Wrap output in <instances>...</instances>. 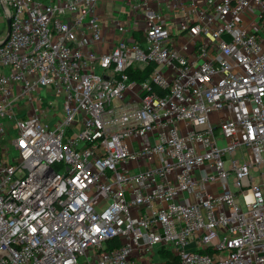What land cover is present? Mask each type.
Instances as JSON below:
<instances>
[{"label":"built area","instance_id":"2783aa9c","mask_svg":"<svg viewBox=\"0 0 264 264\" xmlns=\"http://www.w3.org/2000/svg\"><path fill=\"white\" fill-rule=\"evenodd\" d=\"M99 1L0 0V264H264V0H138L96 53Z\"/></svg>","mask_w":264,"mask_h":264},{"label":"crops","instance_id":"0c3cea01","mask_svg":"<svg viewBox=\"0 0 264 264\" xmlns=\"http://www.w3.org/2000/svg\"><path fill=\"white\" fill-rule=\"evenodd\" d=\"M137 1L138 0H100L94 16L97 17L102 26L103 40L102 42L90 45V49L88 46V50H92L96 53H103L111 50L122 36H128L129 33L138 34L143 32L145 26V10L137 7ZM161 6L163 10L165 9L166 11H170L171 8H173L169 2L162 3ZM251 14L252 10L249 9L247 16ZM117 19L127 22L129 31L126 33L120 32L115 27L114 23ZM138 23H143V27L138 28ZM40 93L45 94L42 105L36 102L35 106H31L29 100H20L21 108L16 109L17 118H24L38 112L42 115V118L46 123L51 124V121L48 120V112H51V109H56L54 107L55 104H58L59 106L62 101L56 97L55 91L50 87H43L40 90ZM55 115L56 113L54 112L53 117Z\"/></svg>","mask_w":264,"mask_h":264},{"label":"rangeland","instance_id":"374dc122","mask_svg":"<svg viewBox=\"0 0 264 264\" xmlns=\"http://www.w3.org/2000/svg\"><path fill=\"white\" fill-rule=\"evenodd\" d=\"M165 12H167L165 9H164ZM86 18H89V17H86ZM1 23H0V36L1 38L5 37V35L7 34V20H5L3 18V16H1ZM137 27L138 28H141L143 27V23H138L137 24ZM97 73L98 74H102L103 73V70L101 68H97L96 69ZM62 101V99H60ZM59 100V101H60ZM116 103L119 104V101H116ZM56 109H51V112H48V116H49V121H51V124H54L57 122V120L59 119H62L63 118V110H62V102H60V105L58 106V104L54 106ZM54 112L58 115H55L53 117V114ZM212 120L215 121V120H218V115L217 113H215L212 117ZM46 123V122H45ZM14 125V122H11V121H6L5 122V128L7 131L10 130V127ZM81 125H76L74 126V129L73 131H76V132H79L81 130ZM17 136V131L16 130H12L10 134H5L1 137V146L4 148L6 146L9 147V141L10 140H14L15 137ZM132 148V146H131ZM10 150L9 151V161L12 162L14 160V158L17 156V151L13 150V146L10 145ZM244 153H246V151H244ZM246 155V158H248V154H245ZM239 157H242V152L239 151V154H238ZM252 175L254 176H257V178H260V172H257V171H252ZM161 250H162V247L160 245H157L155 247V252H156V255L153 257V258H150V260L153 262V263H162L166 260V257L162 255L161 253Z\"/></svg>","mask_w":264,"mask_h":264},{"label":"trees","instance_id":"16d2710c","mask_svg":"<svg viewBox=\"0 0 264 264\" xmlns=\"http://www.w3.org/2000/svg\"><path fill=\"white\" fill-rule=\"evenodd\" d=\"M157 65L155 63H150L149 65H146L145 67H139V66H132L128 70L129 78L131 80H137L139 82L146 81L149 79V75L151 71L156 67ZM162 255L165 257H171V260L169 261L170 264H176L177 258H175L170 252L162 251Z\"/></svg>","mask_w":264,"mask_h":264},{"label":"water","instance_id":"95a60500","mask_svg":"<svg viewBox=\"0 0 264 264\" xmlns=\"http://www.w3.org/2000/svg\"><path fill=\"white\" fill-rule=\"evenodd\" d=\"M10 29H11V18L9 17L7 19V34H6V37H5L4 41L2 42V44H4L7 41L8 37H9Z\"/></svg>","mask_w":264,"mask_h":264}]
</instances>
